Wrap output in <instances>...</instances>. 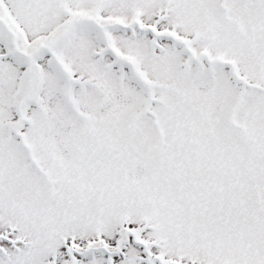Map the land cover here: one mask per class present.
Segmentation results:
<instances>
[{"label":"snow or ice","instance_id":"obj_1","mask_svg":"<svg viewBox=\"0 0 264 264\" xmlns=\"http://www.w3.org/2000/svg\"><path fill=\"white\" fill-rule=\"evenodd\" d=\"M0 264H264V0H0Z\"/></svg>","mask_w":264,"mask_h":264}]
</instances>
